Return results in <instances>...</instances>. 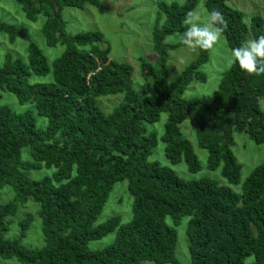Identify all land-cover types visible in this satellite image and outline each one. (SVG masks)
Instances as JSON below:
<instances>
[{
	"label": "trees",
	"instance_id": "16d2710c",
	"mask_svg": "<svg viewBox=\"0 0 264 264\" xmlns=\"http://www.w3.org/2000/svg\"><path fill=\"white\" fill-rule=\"evenodd\" d=\"M28 21L44 17L41 35L48 47L60 44L62 52L50 65L38 48L27 42V64L5 57L0 66V91L29 102L34 114L46 120L37 129L31 111L19 114L0 108V187L9 186L13 201L0 202V264H178L174 258L173 227L182 217L189 264H264V163L244 179L240 193L209 179L184 181L168 168L146 159L155 146V134L145 124L166 114L161 141L164 157L171 164L183 161L194 173L199 164L190 144L181 137L179 124L196 111L194 134L206 151V168L229 183L239 180V165L230 146L232 133L244 132L255 144L264 145V113L258 100L264 96V75H249L230 65L221 75L212 100L182 98L187 84L204 81L199 67L208 51L195 58L167 81L168 51L182 46L167 44L165 37L180 32L185 14L196 0L182 4L159 3V16L151 30L153 64L141 62L144 77L151 81L154 98L137 97L130 86V68L111 61L108 48H98L102 35L64 29L63 7L81 9L85 4L100 8L98 0H12ZM227 0H205L206 13L219 10L228 21L224 40L228 49L240 46L247 29L241 13L228 8ZM252 38L263 35L261 19H251ZM0 33L8 41L27 40L23 30L0 21ZM50 74L51 84H30V75ZM122 93V102L103 114L95 98ZM25 148L29 157L22 160ZM52 168L48 176L31 179L30 170ZM126 182L131 197V218L121 224L117 216L93 226L114 183ZM37 205L42 245L21 243L30 215L17 223L16 238H6L9 218L19 206ZM171 225L165 223V218ZM113 233L110 245L90 251L86 244Z\"/></svg>",
	"mask_w": 264,
	"mask_h": 264
},
{
	"label": "rangeland",
	"instance_id": "374dc122",
	"mask_svg": "<svg viewBox=\"0 0 264 264\" xmlns=\"http://www.w3.org/2000/svg\"><path fill=\"white\" fill-rule=\"evenodd\" d=\"M100 8L85 4L81 9L63 7L60 10V16L64 23L65 31L70 34L80 32H98L102 35L101 43L96 44L98 48H108V58L111 61L125 63L130 68V86L137 97L154 98L155 93L151 86V81L144 77L141 62L153 64L154 54L152 52L151 30L155 19L159 16V24L163 21V15H159V3L170 4L172 2L182 4L184 0H98ZM205 0H196L194 8H198L202 16L206 19L207 13L204 8ZM225 5L241 13L242 22L245 24L247 34L245 41L252 38L251 19L257 17L261 19V30L264 35V0H227ZM193 8V9H194ZM0 21L13 25L18 30H23L28 36L27 40L15 38L9 42L7 35L0 33V66L4 58H18L24 64H27V42L33 43L42 56L46 59L48 65L60 55L63 47L56 44L48 47L41 35V27L44 23V17L38 15L35 21L31 22L24 18L20 7L12 0H0ZM182 23L181 30L183 31ZM174 34V33H172ZM170 35L165 37L167 44L178 43L170 39ZM224 37L222 42L213 51H208V60L199 67V71L204 75V81H190L182 98L192 97L202 99L209 103L212 100L221 75L230 66L227 59L230 56ZM196 56L184 45L168 51L166 73L167 81L172 82L176 76L191 62ZM30 84H51L52 78L48 73L44 76L30 75L28 78ZM122 93L113 95L99 96L95 98L97 107L103 114L110 113L118 104L122 102ZM5 107L15 114L25 111H31L34 117V124L37 129L44 130L46 120L34 114L33 106L27 103H18L15 96L6 91H0V108ZM258 108L264 113V96L258 100ZM166 120V114L160 113L158 120L151 124H145L147 133L155 134V146L151 149L147 157L148 162H154L158 165L168 168L176 177L184 181H195L198 179H209L217 185L226 186L233 192L239 194L241 183L249 173L258 165L264 163V145L253 143L244 132L232 133V145L230 151L239 165V180L236 184H229L221 175L219 165L215 170L206 168V151L199 148L194 134L196 121V111L189 112L186 118L179 124V132L191 146L192 152L199 164V170L190 173L187 171L183 161L171 164L164 157V144L161 141L163 126ZM22 160L29 159L26 149L21 150ZM53 171L52 168L41 166L38 169L30 170L28 176L31 179H38L42 176H48ZM13 191L9 186L0 187V202L13 201ZM22 215H30V225L22 238L21 243L31 248H38L42 245L40 233V220L37 217V205L31 201L19 206L16 215L8 221V230L6 238L14 239L18 233V225ZM117 216L121 224L127 223L131 218V197L126 192V182L120 181L112 185L108 197L93 222V226L102 224L106 219ZM187 217H182L178 224L173 227L176 235V244L174 248V258L178 264H189V258L186 250L185 225ZM165 223L171 225V220L166 217ZM114 234L110 233L99 240L89 241L86 244L88 250L98 251L111 244ZM252 257H247L242 264H249ZM142 264H153L143 262Z\"/></svg>",
	"mask_w": 264,
	"mask_h": 264
},
{
	"label": "clouds",
	"instance_id": "9594fccd",
	"mask_svg": "<svg viewBox=\"0 0 264 264\" xmlns=\"http://www.w3.org/2000/svg\"><path fill=\"white\" fill-rule=\"evenodd\" d=\"M228 21L216 9L207 12L206 19L198 8L189 10L183 20V31L171 34L176 40L192 52L213 51L222 42ZM229 65H238L249 75H264V35L250 38L240 46L231 49L227 59Z\"/></svg>",
	"mask_w": 264,
	"mask_h": 264
}]
</instances>
